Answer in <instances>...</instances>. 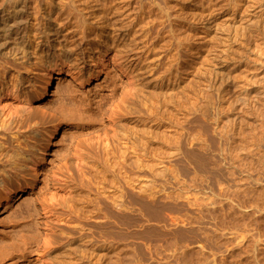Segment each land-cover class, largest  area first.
<instances>
[{
	"label": "rangeland",
	"instance_id": "obj_1",
	"mask_svg": "<svg viewBox=\"0 0 264 264\" xmlns=\"http://www.w3.org/2000/svg\"><path fill=\"white\" fill-rule=\"evenodd\" d=\"M0 18V77L21 76L33 108L42 67L65 61L56 55L80 74L102 69L82 97L92 109L118 97L138 159L120 172L139 210L122 233L111 226L125 216L99 226L91 213L115 199L117 168L103 159V180L82 183L91 173L76 169L70 136L81 129L49 139L25 118L17 144L14 128L0 131L23 155L9 174L28 185L0 201V264H264V0H0ZM63 78L52 109L75 87ZM79 144L101 162L94 142ZM42 205L51 231L40 253L30 240L44 233Z\"/></svg>",
	"mask_w": 264,
	"mask_h": 264
},
{
	"label": "bare ground",
	"instance_id": "obj_2",
	"mask_svg": "<svg viewBox=\"0 0 264 264\" xmlns=\"http://www.w3.org/2000/svg\"><path fill=\"white\" fill-rule=\"evenodd\" d=\"M62 54L56 55L55 58L58 60H63L64 58L65 61L62 64L63 66L61 65L60 67H71V71L70 69L64 70L60 67H42L44 69H42L43 74L41 80H43L44 84L40 86L39 90H36L35 94H37V96L41 94L40 102L43 109L33 108L29 94L27 95L25 82L21 76H14V74H11L8 79L7 74H10L11 70H3L2 77H0V96L5 97V99L1 101L3 119H0V131L3 132L4 136H12L14 133L17 134V138H10L11 143H16L17 140L23 138L25 135L21 130L23 128L22 122L26 121V119L28 122H33V120L38 118L39 121L37 122L47 124L49 131L46 132V135L49 139L52 137L53 132H56L57 129L62 128L65 124H67L65 128L69 126L79 127L81 130H74L73 128L70 133L75 143L72 154L74 164L83 178L86 176L85 169H88L89 173H91V175H87L88 177L86 176L84 179L81 178L82 183L91 184L94 181L97 182L98 179L99 181L103 180V159H106V162L110 163V166L117 168L116 171L119 172L118 174L123 182V184L120 182L113 189L115 199L111 202L100 199L96 205V210L92 211L91 215L96 216L97 219L106 220L105 223L98 224L102 227H104V224L110 222L108 221L110 219L117 221L121 216H125L128 219L125 228L117 224L111 226L112 232L122 233L134 227L139 217V210L136 208V200L127 193L125 188L128 184L132 186L134 184V179L132 176L128 175L127 172H120L123 168L130 166V163L133 168H135L138 163L136 156L137 152L133 145V136L127 134L128 132L124 127L123 121L119 119L118 113L120 112V103L118 102V97L114 94H111L108 98L103 97L98 100L94 109H92L90 104L86 103L85 99L82 97L81 87L86 82L96 79L101 74L102 69L92 63V65L95 66V70L89 69L87 75L80 74L81 71H77L78 67L70 63L71 61L68 58V53ZM62 72L67 75L68 79H64L60 76ZM61 78H63V81L65 80L68 83L75 84V87L70 88L67 86L65 88L67 97L59 102L55 109H52L51 102L54 97L56 80H62ZM116 104H118V106ZM115 115L116 117L114 118ZM105 119H108L107 127L109 131L104 129L105 126L103 124ZM9 127H12V129L14 128V133H10ZM35 135L37 136L38 133ZM5 142L0 138V174L2 175L0 179V201L2 200L8 203L15 193L18 192V195H16V197H18L19 194L23 192V186L28 185H26L25 182L21 184L17 179L13 180V175L11 176L9 174L14 170L17 172L19 167L18 162L23 155L19 152L17 146L15 148L16 150H12V147L7 145V141ZM80 142L86 144L94 142L96 154L98 158H101V162H98L95 158V152L93 155L86 153L85 148H82L79 144ZM115 149L119 152V161L117 162L114 161V159H117V156H114ZM127 159H130V163L127 162ZM149 164L151 163L149 162ZM64 167L66 171L69 172L67 162L64 164ZM93 170L95 171L94 173L91 172ZM34 171L35 169L33 168V172ZM164 171H166V168H164ZM14 175L16 176L15 178H17L18 174ZM56 177L57 176H55V178ZM145 187H147V185ZM53 197L54 194H51L50 198L53 199ZM41 207L45 219V222H43L44 233L40 238L36 237L35 240H30V242L32 241V243L35 244L37 251L40 253L50 245L48 232L51 231L50 226L47 224L51 217L47 214L46 206L42 205ZM31 211H35V208L32 207Z\"/></svg>",
	"mask_w": 264,
	"mask_h": 264
}]
</instances>
